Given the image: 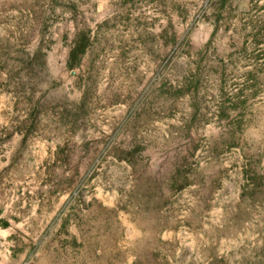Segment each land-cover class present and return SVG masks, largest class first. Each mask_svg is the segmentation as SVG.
<instances>
[{"label":"rangeland","instance_id":"obj_1","mask_svg":"<svg viewBox=\"0 0 264 264\" xmlns=\"http://www.w3.org/2000/svg\"><path fill=\"white\" fill-rule=\"evenodd\" d=\"M0 264H264V0H0Z\"/></svg>","mask_w":264,"mask_h":264}]
</instances>
